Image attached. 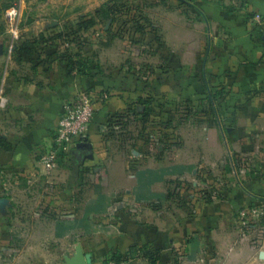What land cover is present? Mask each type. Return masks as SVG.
<instances>
[{
	"label": "rangeland",
	"instance_id": "374dc122",
	"mask_svg": "<svg viewBox=\"0 0 264 264\" xmlns=\"http://www.w3.org/2000/svg\"><path fill=\"white\" fill-rule=\"evenodd\" d=\"M111 5L107 16L97 13ZM13 6L18 16L11 26L6 14ZM188 9L178 0H0V135L6 75L18 79L35 60L66 66L70 58L76 72L122 73L127 83L125 91L89 88L101 104L84 133L107 99L120 104L95 123L101 159L71 152L43 173L46 151L30 169L5 167L0 158V264H71L77 250L90 256L88 264H229V247H186L175 227L171 242H180L170 251L148 236L152 227L164 233L169 223L190 218L199 201L229 196L232 179L229 141L241 107L230 103L240 102L241 93L230 87L240 79L229 53L241 45L227 42L229 28L194 21ZM179 12L186 19L180 24ZM89 18L95 23L81 28ZM217 53L227 60L212 64ZM248 55L244 61L253 62ZM139 97L152 101L140 104ZM234 159L235 166L255 161L251 150ZM263 199L264 193L242 208L264 210ZM236 230L241 254L250 251L254 264H264L263 216Z\"/></svg>",
	"mask_w": 264,
	"mask_h": 264
},
{
	"label": "crops",
	"instance_id": "0c3cea01",
	"mask_svg": "<svg viewBox=\"0 0 264 264\" xmlns=\"http://www.w3.org/2000/svg\"><path fill=\"white\" fill-rule=\"evenodd\" d=\"M178 1L196 14V17L192 16L191 19L204 21L208 23H205L207 27L229 28L231 35L227 42L241 45V51L229 53V60H234L233 64L237 63L236 71L240 79V82L230 87L233 91L241 93L240 102L230 104L232 107H241V111L233 122L236 127H232L233 138L231 142L229 141L235 149V153L231 151L229 155L231 168L229 174L232 175L229 196L223 199L214 198L210 202H197V208L190 218L181 220L179 224L169 223L165 226L164 233L152 227L148 232L149 241L163 251L165 247L170 251L169 247H177L180 242L179 240L171 242L169 229L175 227L180 238L187 237L186 247L195 250L229 247V264H235L236 261H241L238 264H254L250 251L241 254L240 247L244 244L238 238L234 214L236 215L244 205L250 204L257 195L264 193V0ZM169 11L168 9L167 12ZM178 14L177 21L180 24L179 22L186 19L180 12ZM257 14L260 15L259 19L256 18ZM213 22L215 24H212ZM171 24L173 22L168 23L169 26ZM250 45L252 51H249ZM249 53L254 56L251 63L244 61ZM221 54L217 53L210 57L209 60H215L212 64L219 65L218 61L227 60ZM207 58L209 56L205 57ZM209 74L215 76L217 73L214 71ZM122 77H124L122 73L93 76H88V73L78 74L76 71L68 73L63 61L59 60L47 62L35 60L33 68L18 79L6 75V82L4 81L6 109L3 112L5 119L2 122L1 136L9 148L2 149L0 153L3 165L22 169L33 167L37 164V159L53 143L63 103L74 101L82 93L96 92L90 91L93 89L89 88L111 92L125 91L127 83ZM125 77L131 80L132 75L126 74ZM115 99L114 97L107 99L89 124L85 135L75 139L71 152L75 154L76 159L91 152L100 159L103 156L101 152L95 151L96 144L93 141L98 140V137L94 126L102 123L108 113L119 107L120 104ZM256 141L263 147L260 152L256 150ZM79 142L89 143L91 150L84 151L83 148H78L76 145ZM250 150L255 158L254 164L251 166L250 161L242 160L244 165L235 166L234 162L237 160L234 157L242 158L243 154ZM42 172L44 173L43 169ZM101 197V194H97V199ZM165 237H168V244H165ZM138 239L136 242H143L140 233Z\"/></svg>",
	"mask_w": 264,
	"mask_h": 264
},
{
	"label": "built area",
	"instance_id": "2783aa9c",
	"mask_svg": "<svg viewBox=\"0 0 264 264\" xmlns=\"http://www.w3.org/2000/svg\"><path fill=\"white\" fill-rule=\"evenodd\" d=\"M6 16L13 26L18 16V8L16 6L7 10ZM259 19L260 15L257 14ZM100 99L94 94H82L75 101H66L63 103L58 123L53 136L52 146L41 156L39 161L43 171L50 173L59 165L63 159L66 160L71 154L75 138H82L87 129V123L92 117L94 111L98 108ZM261 206L253 205L244 207L238 211L235 220V228L240 225H246L251 216L261 214L264 218V210Z\"/></svg>",
	"mask_w": 264,
	"mask_h": 264
},
{
	"label": "trees",
	"instance_id": "16d2710c",
	"mask_svg": "<svg viewBox=\"0 0 264 264\" xmlns=\"http://www.w3.org/2000/svg\"><path fill=\"white\" fill-rule=\"evenodd\" d=\"M112 11H114V8H112V5L111 6H107V7H105L104 9H103V7L101 6L98 10H97V13H101V14H105V16H107V13H109V12H112ZM95 23V20H93L92 18H89V19H87L85 22L83 21L81 24H80V27L81 28H88L89 26H91L92 24H94ZM139 26H137V32H139V34H142L143 32H144V26L143 25H141V24H138ZM19 50H23V51H25V52H27V53H30V52H28L27 51V49H25L24 47H20L19 48ZM68 60H69V62H67V64H66V70H67V72L68 73H72L73 71H74V62H72L71 61V59L70 58H68ZM86 67H84V69H78L77 70V73L78 74H85V69ZM87 73V72H86ZM138 103H140V104H147V103H149L150 101H152V98H149V99H143L142 97H139L138 99ZM149 112H150V109H149ZM2 141V142H1ZM0 142L1 143H4L2 146H1V148L2 149H8L9 148V145H7V143L5 142V141H3V138H2V136L0 135ZM263 202H264V199H263ZM148 247H142V249H147ZM131 249H132V247H131ZM153 253H155V259H153L152 260V263H155L156 262V260L159 258V253H160V251L158 250V249H154V251H153Z\"/></svg>",
	"mask_w": 264,
	"mask_h": 264
},
{
	"label": "water",
	"instance_id": "95a60500",
	"mask_svg": "<svg viewBox=\"0 0 264 264\" xmlns=\"http://www.w3.org/2000/svg\"><path fill=\"white\" fill-rule=\"evenodd\" d=\"M78 148L86 146L88 150H91V145L87 142H79L76 145ZM90 256L84 254L81 250H77L75 256L71 259V264H88Z\"/></svg>",
	"mask_w": 264,
	"mask_h": 264
},
{
	"label": "flooded vegetation",
	"instance_id": "af4514ba",
	"mask_svg": "<svg viewBox=\"0 0 264 264\" xmlns=\"http://www.w3.org/2000/svg\"><path fill=\"white\" fill-rule=\"evenodd\" d=\"M82 148H83V150H84V151H86V150H87V147H86V146H83Z\"/></svg>",
	"mask_w": 264,
	"mask_h": 264
}]
</instances>
